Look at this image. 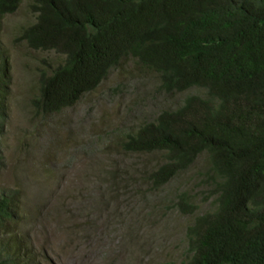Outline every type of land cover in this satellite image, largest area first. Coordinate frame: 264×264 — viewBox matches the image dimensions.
Returning a JSON list of instances; mask_svg holds the SVG:
<instances>
[{"label":"trees","instance_id":"obj_1","mask_svg":"<svg viewBox=\"0 0 264 264\" xmlns=\"http://www.w3.org/2000/svg\"><path fill=\"white\" fill-rule=\"evenodd\" d=\"M24 1L0 0V16ZM30 9L37 19L21 40L65 57L40 74L36 113L75 106L127 57L157 73L167 94L202 90L122 146L166 155L152 173L158 187L208 153L218 207L189 227L187 264H264V0H33ZM7 68L0 49V134ZM20 204L0 198V231L10 235L0 264H34L19 236Z\"/></svg>","mask_w":264,"mask_h":264},{"label":"rangeland","instance_id":"obj_2","mask_svg":"<svg viewBox=\"0 0 264 264\" xmlns=\"http://www.w3.org/2000/svg\"><path fill=\"white\" fill-rule=\"evenodd\" d=\"M32 1L0 16V49L8 63L0 198L20 201L19 236L34 264H187L189 227L218 207L208 153L158 187L152 173L166 155L131 153L122 144L202 90L167 94L157 73L127 57L75 106L36 113L40 74L65 57L21 40L37 19ZM8 238L0 231V245Z\"/></svg>","mask_w":264,"mask_h":264}]
</instances>
